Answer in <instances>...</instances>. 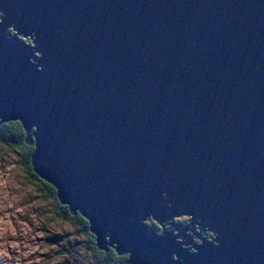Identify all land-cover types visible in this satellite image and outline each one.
I'll return each mask as SVG.
<instances>
[{
    "label": "water",
    "instance_id": "water-1",
    "mask_svg": "<svg viewBox=\"0 0 264 264\" xmlns=\"http://www.w3.org/2000/svg\"><path fill=\"white\" fill-rule=\"evenodd\" d=\"M0 11V124L34 137V171L100 249L128 264H264V0ZM148 215L192 219L159 235Z\"/></svg>",
    "mask_w": 264,
    "mask_h": 264
},
{
    "label": "rangeland",
    "instance_id": "rangeland-1",
    "mask_svg": "<svg viewBox=\"0 0 264 264\" xmlns=\"http://www.w3.org/2000/svg\"><path fill=\"white\" fill-rule=\"evenodd\" d=\"M8 33L17 35L11 26ZM18 37L32 39L21 34ZM21 159L20 151L0 144V264H63L65 260L68 264H93L87 235L78 224L65 223L55 215L57 204L45 197V186L34 182L24 165H18ZM182 219H189V222L179 224ZM191 219V215H179L170 221L186 227ZM143 223L152 228L155 224L161 229L159 235L162 234L163 223L161 226L152 216L144 219ZM195 227V231L200 232L199 226ZM172 230L177 235L174 227L167 232ZM192 233L191 230L186 231V234L193 235L195 243L201 244V239ZM207 233L206 238L212 241L215 233L211 230ZM106 238L109 240L108 236ZM177 240L182 242L183 239ZM182 246L197 252L190 245ZM125 254L131 255L129 252Z\"/></svg>",
    "mask_w": 264,
    "mask_h": 264
},
{
    "label": "trees",
    "instance_id": "trees-1",
    "mask_svg": "<svg viewBox=\"0 0 264 264\" xmlns=\"http://www.w3.org/2000/svg\"><path fill=\"white\" fill-rule=\"evenodd\" d=\"M24 41L32 43V39H26ZM31 139L32 143L29 142L27 132L20 121H9L0 124V144L21 152L22 159L21 162H18V165H24L29 175L34 178V182H39L45 186L47 190L45 197L54 200L57 204V209L54 211L55 215L65 223L78 224L80 229L87 235L91 242L89 256L92 258L93 264H128V254L120 255L112 247L108 250L100 249L97 246L96 235L90 230L89 220L79 211L76 214L72 213L67 204L60 202L56 187L42 179L34 171L32 164V155L35 151L34 137L32 136ZM153 227L157 232H161L160 227L155 226V224H153ZM63 264H68V261L65 260Z\"/></svg>",
    "mask_w": 264,
    "mask_h": 264
},
{
    "label": "bare ground",
    "instance_id": "bare-ground-1",
    "mask_svg": "<svg viewBox=\"0 0 264 264\" xmlns=\"http://www.w3.org/2000/svg\"><path fill=\"white\" fill-rule=\"evenodd\" d=\"M0 12H1V11H0ZM11 27L13 28V26H11ZM15 31H16V30H15ZM149 216H150V215H148L147 217H149ZM165 221H166V222H168V223H172V222H171L170 220H168V219H166ZM169 221H170V222H169ZM166 222H164V223H163V225H164V228L166 229V231H167V230H169L170 228L172 229V227H175L173 224H170V227H169V229H168V228H166V226H165V225L167 224ZM206 232H207V230H206ZM194 243H195V242H194ZM195 244H197V245H198V243H195ZM114 245H115V244H114ZM189 245L193 247V245H191V244H188V246H189Z\"/></svg>",
    "mask_w": 264,
    "mask_h": 264
},
{
    "label": "flooded vegetation",
    "instance_id": "flooded-vegetation-1",
    "mask_svg": "<svg viewBox=\"0 0 264 264\" xmlns=\"http://www.w3.org/2000/svg\"><path fill=\"white\" fill-rule=\"evenodd\" d=\"M181 221H183V223H181ZM188 222H189V219H188V220H187V219H184V220L182 219V220H179V221H178V223L183 224V225H184V224H187ZM165 226H166V228H169V227H170V226H168V225H165ZM192 234H194V232H193Z\"/></svg>",
    "mask_w": 264,
    "mask_h": 264
}]
</instances>
